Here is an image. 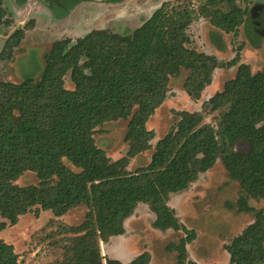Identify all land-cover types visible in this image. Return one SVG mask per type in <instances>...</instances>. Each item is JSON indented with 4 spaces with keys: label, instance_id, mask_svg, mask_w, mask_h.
I'll return each mask as SVG.
<instances>
[{
    "label": "trees",
    "instance_id": "16d2710c",
    "mask_svg": "<svg viewBox=\"0 0 264 264\" xmlns=\"http://www.w3.org/2000/svg\"><path fill=\"white\" fill-rule=\"evenodd\" d=\"M3 1L0 24L10 26ZM193 1L179 7L164 1L129 33L97 29L75 41L56 40L37 78L0 82V232L29 212L50 210L61 217L85 205L82 223L58 228L62 263L125 264L104 257L99 242L122 235L125 219L144 204L154 214L153 228L183 232L166 251L175 252L176 264H192L187 245L196 232L178 220L169 198L220 160L241 189L237 211L254 215L224 246L228 264H264V209L249 204L264 199V68L252 72L239 63L238 54L223 62L197 51L187 33L196 16L225 33L236 32L253 0H209L197 8ZM23 35L15 29L5 47L15 46ZM232 66H237L235 75L222 90L204 100L200 110L176 111L178 119L153 146L155 133L146 125L166 99L170 79L186 71L183 89L198 100L214 70ZM67 76L73 89L65 87ZM216 111L220 127L214 131L205 119ZM117 120L127 122V151L111 160L94 136L103 124ZM238 142L247 144L246 151L235 149ZM149 150V163L130 171V161ZM26 172H33L37 183L18 185ZM148 263L143 251L126 264ZM0 264H19L13 245L2 238Z\"/></svg>",
    "mask_w": 264,
    "mask_h": 264
},
{
    "label": "rangeland",
    "instance_id": "374dc122",
    "mask_svg": "<svg viewBox=\"0 0 264 264\" xmlns=\"http://www.w3.org/2000/svg\"><path fill=\"white\" fill-rule=\"evenodd\" d=\"M164 1L179 7L184 0H4V19H8L11 25L0 24V82L18 83L29 77L37 78L43 68V56L56 40L70 38L75 41L97 29L129 33ZM207 3L210 1L198 3L194 0L193 6L197 8L198 4ZM15 29H21L24 35L16 40L15 46L6 48L7 38ZM187 33L197 51L214 55L223 62L238 54L239 63L248 64L252 72L264 68V0H253L248 4L245 21L236 32L225 33L212 26L207 18L196 16ZM236 67L216 68L211 84L198 100L191 99L183 89L186 71L171 78L166 99L146 125L155 133L151 141L153 146L178 119L176 111L200 110L204 100L222 90L224 82L234 77ZM65 87H74L68 76L65 77ZM219 120V111H216L205 119V124L216 131L220 127ZM126 127L124 120L106 122L94 136L97 146L104 149L111 160L120 158L127 151L124 142ZM235 149L246 151L247 144L238 142ZM151 153L149 150L133 158L128 169L134 171L146 166ZM37 181L33 172H26L16 183L28 185ZM240 195L238 183L229 179L221 161L217 160L187 190L170 196L168 205L175 210L178 220L196 232L195 239L187 245V260L192 264H228L224 246L254 219L251 212L237 211L236 202ZM249 204L264 209V199H250ZM87 210L85 205H79L61 217L54 216L50 210H39L38 214L29 212L20 216L15 225H8L1 231L0 238L13 245L19 264H63L64 251L60 246L58 228L82 223ZM153 221L154 214L148 206L137 205L125 219L122 235L99 242L101 254L126 264L146 251L148 264H176L175 252L168 253L166 246L177 242L183 232L155 229Z\"/></svg>",
    "mask_w": 264,
    "mask_h": 264
},
{
    "label": "flooded vegetation",
    "instance_id": "af4514ba",
    "mask_svg": "<svg viewBox=\"0 0 264 264\" xmlns=\"http://www.w3.org/2000/svg\"><path fill=\"white\" fill-rule=\"evenodd\" d=\"M80 1V0H79ZM61 5H63V3L61 2ZM65 5V4H64Z\"/></svg>",
    "mask_w": 264,
    "mask_h": 264
}]
</instances>
